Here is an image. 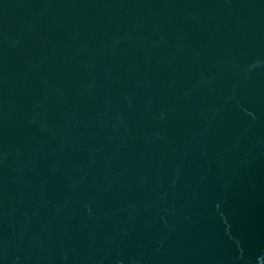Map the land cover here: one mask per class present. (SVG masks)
Here are the masks:
<instances>
[{"label": "water", "instance_id": "95a60500", "mask_svg": "<svg viewBox=\"0 0 264 264\" xmlns=\"http://www.w3.org/2000/svg\"><path fill=\"white\" fill-rule=\"evenodd\" d=\"M0 264H264V0H0Z\"/></svg>", "mask_w": 264, "mask_h": 264}]
</instances>
